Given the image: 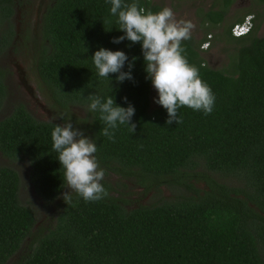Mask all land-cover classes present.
<instances>
[{"label": "trees", "instance_id": "1", "mask_svg": "<svg viewBox=\"0 0 264 264\" xmlns=\"http://www.w3.org/2000/svg\"><path fill=\"white\" fill-rule=\"evenodd\" d=\"M231 1L206 11L202 22L221 23ZM139 3L154 13L163 9L152 0ZM15 6V0H0V49L13 43ZM110 8L109 0H50L44 9L36 66L64 115L61 123L38 120L17 103L0 119V151L29 162L33 188L53 212L48 221H36L19 200L17 172L0 165V264H264V35L257 34L258 25L234 37L231 27L245 14L224 29L233 44L225 70L204 58L207 32L183 42L215 105L209 115L182 107V123L168 125L167 110L151 106L142 44L112 42L125 33ZM100 48L125 52L126 73L136 58L133 79L100 77L92 59ZM2 77L0 68V94ZM90 94L132 105L135 133L119 125L114 142L103 136L106 125L89 110ZM75 104L87 108L86 117L74 116L69 106ZM69 122L94 140L105 175L121 183L104 178L109 195L100 201H85L72 190L71 202L63 199L67 182L51 133ZM130 186L152 193L150 201L134 206L122 196L128 192L116 196L118 187ZM163 188L174 192L166 195Z\"/></svg>", "mask_w": 264, "mask_h": 264}, {"label": "clouds", "instance_id": "2", "mask_svg": "<svg viewBox=\"0 0 264 264\" xmlns=\"http://www.w3.org/2000/svg\"><path fill=\"white\" fill-rule=\"evenodd\" d=\"M110 14L118 17L119 30L125 35L112 42L119 44L128 40L133 44H142L145 71L153 87L159 94L155 102L167 110L168 125L182 123L179 109L188 107L212 113L215 95L211 87L202 80L197 66L190 64L183 42L190 40L195 24L191 21L177 20L174 11L165 7L159 12H152L141 6L139 0L126 3L125 0H109ZM98 75L108 78L118 74L117 82L132 80L131 70L135 59L128 64L129 71H123L128 56L123 51H111L100 48L92 57ZM89 110L99 112L106 127L102 135L115 141V130L119 125H127L135 133L137 125L132 122L135 108L118 106L115 99L90 94L87 97ZM125 102L127 99L125 98ZM53 150L58 153V160L64 169V180L68 187L85 201L96 202L106 198L109 193L102 184L105 170L100 167L95 153L98 151L94 140L85 135L72 123L57 124L52 133ZM71 194L63 193L65 203L71 202Z\"/></svg>", "mask_w": 264, "mask_h": 264}, {"label": "rangeland", "instance_id": "3", "mask_svg": "<svg viewBox=\"0 0 264 264\" xmlns=\"http://www.w3.org/2000/svg\"><path fill=\"white\" fill-rule=\"evenodd\" d=\"M15 13L10 16L12 23V44L0 49V68L3 71L2 83L4 90L0 94V119L9 115L13 106L17 103L25 105L31 115L43 121L60 122L59 116L64 115L56 104L50 89L43 83L38 75L36 61L40 55L43 41L42 15L50 0H15ZM162 5L163 8H171L177 20L191 21L195 24L192 35L196 39L206 36L210 45L203 54L208 63L216 69L225 70L229 62V52L233 47L224 37V29L235 19L245 14H253L254 24L258 25V35H264V0H232L227 8L223 21L217 25H210L203 21V14L210 10H219L222 7V0H152ZM212 2H214L212 4ZM204 24V25H203ZM253 24V25H254ZM4 24L0 25V34ZM209 36V37H208ZM151 106L159 105L155 101L159 99L157 90L152 85ZM76 117H86L87 108L75 104L69 106ZM0 165L12 167L19 176L18 197L23 205L31 207L36 221L46 222L49 220L52 207L45 205L43 199L35 192L29 178L30 165L26 159L11 160L5 157L0 151ZM110 176V175H109ZM119 184V178L114 181ZM227 182H232L229 177H224ZM126 184H130L125 181ZM203 186L202 182L197 183ZM131 198L139 199L148 203L150 194L142 196L139 187H122ZM65 191H71L66 183ZM166 195H171L173 189L163 188ZM134 204V203H130ZM9 264V263H7Z\"/></svg>", "mask_w": 264, "mask_h": 264}, {"label": "built area", "instance_id": "4", "mask_svg": "<svg viewBox=\"0 0 264 264\" xmlns=\"http://www.w3.org/2000/svg\"><path fill=\"white\" fill-rule=\"evenodd\" d=\"M254 24V15L253 14H246L242 21L236 22L233 24L231 27V34L234 37H240L243 35H246L247 33L250 32ZM209 37V36H208ZM209 46V40H205L202 42L200 45L201 49H207Z\"/></svg>", "mask_w": 264, "mask_h": 264}, {"label": "flooded vegetation", "instance_id": "5", "mask_svg": "<svg viewBox=\"0 0 264 264\" xmlns=\"http://www.w3.org/2000/svg\"><path fill=\"white\" fill-rule=\"evenodd\" d=\"M17 8V7H16ZM15 8V10H17ZM110 175V176H109ZM109 175H105V178H107L109 181H111V183H116V179H115V181H114V177H117L118 178V176L117 175H114V174H109ZM124 182H125V180H123ZM117 188V187H116ZM118 189V193H116V196H120V194H122V192H127L126 190H124V189H121L120 187H118L117 188ZM141 189V188H140ZM142 190V189H141ZM120 193V194H119ZM141 193V195L142 196H145L146 194H144V193H142V192H140ZM148 194H150V193H148ZM122 196L123 197H125L128 201H130L129 202V204L130 203H134V204H132V205H134V206H137L138 204H146V203H144V202H141L139 199H136V198H131V195L130 194H128V193H125V195L124 194H122Z\"/></svg>", "mask_w": 264, "mask_h": 264}]
</instances>
